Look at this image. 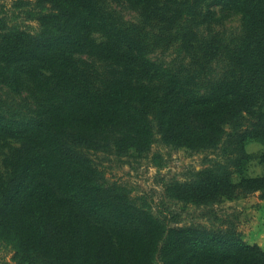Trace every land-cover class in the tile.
<instances>
[{"label":"trees","instance_id":"trees-1","mask_svg":"<svg viewBox=\"0 0 264 264\" xmlns=\"http://www.w3.org/2000/svg\"><path fill=\"white\" fill-rule=\"evenodd\" d=\"M121 1L161 24L153 43L138 27L106 20L101 0H17L30 6L22 15L37 24L33 33L0 7V87L15 95L28 90L35 106L28 121L0 115V137L22 141L11 174L0 176V242L12 250L10 264H264L260 248L244 243L226 219L224 229L179 226L178 215L152 219L147 207L104 181L91 156L219 146L221 161L164 184L165 197L206 209L253 193L264 200V176L243 175L245 142H264V0H217L241 15V34L229 41L195 31L202 0H166L161 17L151 15L149 0ZM94 33L103 43H94ZM173 41L191 56L192 71L144 57ZM74 53L96 56L117 77L98 81L93 92L76 88L65 72ZM214 60L223 65L216 79ZM68 216L86 220L83 241L76 231L67 235Z\"/></svg>","mask_w":264,"mask_h":264},{"label":"rangeland","instance_id":"rangeland-1","mask_svg":"<svg viewBox=\"0 0 264 264\" xmlns=\"http://www.w3.org/2000/svg\"><path fill=\"white\" fill-rule=\"evenodd\" d=\"M16 1L0 0V7L18 27L28 32H35L37 24L23 18L22 11L25 10L26 5L16 6L14 3ZM23 1L32 2L33 0ZM164 1L166 0H149L151 15L162 16L160 7ZM199 2L200 0H197V5ZM100 8L106 20L115 22L123 28L138 27L149 43L154 42L152 38L158 34L156 30L161 28L159 22L142 20L139 10L131 8L121 0H101ZM197 12L203 17V20L196 21L199 26L195 31L200 37L211 36L218 39L217 36H219L229 41L241 34V15L236 9L220 6L217 0H202ZM91 38L95 44L104 41L103 36L98 33L92 34ZM181 46L173 41L170 46L151 47L144 57L157 64L161 63L165 68L169 66L177 72L192 71V64L189 62L191 56L186 55ZM220 57L222 56L217 58ZM216 60L209 67V72L212 70L211 77L214 79L223 70V65ZM65 72L72 77V85L76 88L90 89L92 92L97 87L98 81H111L113 77H117V71L112 65L87 53L72 54L70 65L65 67ZM205 83L203 79H200L195 84L201 90L205 88ZM34 108L28 90L15 95L6 88L0 87V115L2 117L28 121L32 119L31 112ZM20 139L19 137H0V176L2 178H7L15 167V151L22 142ZM244 146L248 154V162L243 175L252 177L264 175V166L260 163V157L264 154V142L247 140ZM115 152L114 150H100L92 153L91 156L104 181L109 186L122 190L128 197L135 200L137 205L147 207L152 219L158 217L172 221V217L178 215L176 219L181 221L179 226L195 224L207 229L221 228L220 223L226 219L232 222L236 233L244 243L255 245L264 253V200L261 199L260 193L222 200L212 208H207L214 212L207 215H204V212L208 211L206 208H195L189 205L184 207L181 203L169 200L164 195V184L192 179L199 171L210 168L213 162L221 161L219 146L209 150L193 151L186 148L175 149L154 145L146 156H138L133 151ZM238 180V175L232 176L233 182H238ZM66 223L69 228L67 235L76 231V237L83 241L85 233L86 235L88 233L86 220L81 217L68 216ZM11 256V248L0 242V264H10Z\"/></svg>","mask_w":264,"mask_h":264},{"label":"crops","instance_id":"crops-1","mask_svg":"<svg viewBox=\"0 0 264 264\" xmlns=\"http://www.w3.org/2000/svg\"><path fill=\"white\" fill-rule=\"evenodd\" d=\"M260 176H264V175H260ZM260 176H254V177H260ZM250 177H252V176H250Z\"/></svg>","mask_w":264,"mask_h":264}]
</instances>
